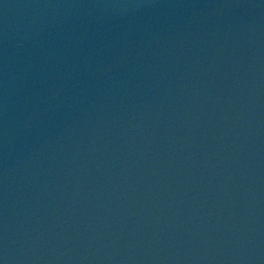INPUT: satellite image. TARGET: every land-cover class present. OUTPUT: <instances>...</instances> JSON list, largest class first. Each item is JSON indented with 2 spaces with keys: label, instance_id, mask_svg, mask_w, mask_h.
<instances>
[{
  "label": "water",
  "instance_id": "obj_1",
  "mask_svg": "<svg viewBox=\"0 0 264 264\" xmlns=\"http://www.w3.org/2000/svg\"><path fill=\"white\" fill-rule=\"evenodd\" d=\"M0 264H264V0H0Z\"/></svg>",
  "mask_w": 264,
  "mask_h": 264
}]
</instances>
